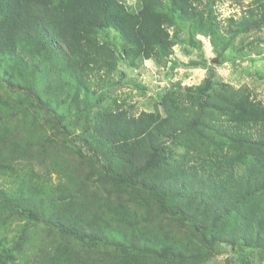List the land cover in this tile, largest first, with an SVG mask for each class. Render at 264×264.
Listing matches in <instances>:
<instances>
[{
	"label": "trees",
	"instance_id": "16d2710c",
	"mask_svg": "<svg viewBox=\"0 0 264 264\" xmlns=\"http://www.w3.org/2000/svg\"><path fill=\"white\" fill-rule=\"evenodd\" d=\"M185 26L222 53L264 0L224 33L209 0H0V264H264L261 101L212 69L151 112L108 95Z\"/></svg>",
	"mask_w": 264,
	"mask_h": 264
},
{
	"label": "rangeland",
	"instance_id": "374dc122",
	"mask_svg": "<svg viewBox=\"0 0 264 264\" xmlns=\"http://www.w3.org/2000/svg\"><path fill=\"white\" fill-rule=\"evenodd\" d=\"M220 32L224 33L227 20L237 19L252 6L253 0H209ZM128 6H134L136 0H124ZM115 42V41H114ZM193 42H198L191 44ZM221 47L215 40L214 46L204 36L191 34L185 26L179 35L173 53L159 64L152 60L142 61L140 68L131 71L125 65H118L124 74L121 84L113 79V87L108 95L125 102V107L132 106L130 112L138 115L141 111L155 109V98L173 86L180 88L200 85L208 69H212L213 82L228 84L237 89L246 86L254 98L264 105V26L260 31L238 35L233 45L220 53ZM223 55V59L219 56ZM115 81V82H114ZM123 86L121 87V85ZM121 87V88H120ZM142 87L146 88L144 92ZM108 104L105 102L104 106ZM51 178H54L52 175ZM11 178L0 177V186L15 189ZM7 238H15L18 231L15 224L9 228ZM257 254V250H253ZM233 255V254H232ZM231 253L224 252L208 264H224ZM233 257H235L233 255ZM237 259V257H235Z\"/></svg>",
	"mask_w": 264,
	"mask_h": 264
}]
</instances>
